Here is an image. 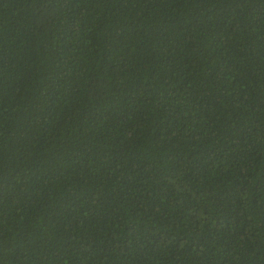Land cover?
I'll use <instances>...</instances> for the list:
<instances>
[{"label": "trees", "instance_id": "16d2710c", "mask_svg": "<svg viewBox=\"0 0 264 264\" xmlns=\"http://www.w3.org/2000/svg\"><path fill=\"white\" fill-rule=\"evenodd\" d=\"M0 264H264V0H0Z\"/></svg>", "mask_w": 264, "mask_h": 264}]
</instances>
